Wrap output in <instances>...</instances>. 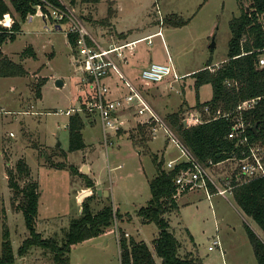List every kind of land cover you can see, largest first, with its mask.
I'll return each mask as SVG.
<instances>
[{
	"label": "rangeland",
	"instance_id": "374dc122",
	"mask_svg": "<svg viewBox=\"0 0 264 264\" xmlns=\"http://www.w3.org/2000/svg\"><path fill=\"white\" fill-rule=\"evenodd\" d=\"M61 1L72 7L75 13L83 18L85 24L97 30L110 27L113 15L110 8L116 10L119 6L121 9L119 3L122 0ZM125 1L124 16L120 21L136 20L141 25V22L146 23L147 20H151V23L144 27L157 28L160 25L167 32L165 36L168 46H165L162 36H155L151 39V52H146L143 58L148 60L149 56L156 54L160 58L167 59L169 51L181 63L180 71L199 67L209 62L210 59H213L211 60L213 62L208 66L217 67L228 59L229 40L232 35L229 21L233 16L240 15L245 6L250 3V0H168L167 2L171 1L174 9H170V5L166 3L165 10L174 12L165 13L162 0ZM158 6L164 14L163 20H161ZM166 15H169L172 21L179 17H190V19L182 25H171ZM11 16L13 20L15 16L20 19L18 12H15V16L13 14ZM29 17L22 21V29L17 32L20 34L19 37L4 43V50L15 55L20 63L26 57L29 58L26 60L28 62L25 61L22 64L26 67L24 64L26 63L31 72L25 77L0 75V255L5 221L10 227L16 250L29 235L24 212L17 206L19 198L15 199V203L12 202L13 190L9 185L7 174L9 168L16 169L17 160L21 156H26L32 169V175L39 183L37 228L43 236L62 242L71 218L82 214L81 202L88 196L84 195L85 190H92V193H95L91 200L94 211L113 201L115 202V204L113 202V207L115 209L117 205L118 211L119 207L121 210H134V208L139 209L140 206L147 204L151 197L147 175L152 174V170L156 167L152 152H149L151 138L154 137L156 141L153 149L157 150L161 156L165 149L167 158L176 157L181 152L163 129L159 131V136H154L147 123V126L136 124L132 128L129 126L119 131L120 135L132 138L134 143L131 139L125 138V141H118L111 136L112 141L108 146L104 143L101 121L99 120L94 126L87 125L85 136L90 144L88 146L90 155L95 158L94 165L100 175L101 184L108 185L110 189V195L106 199L102 198L103 202L97 201L96 198L100 196H97L96 187L87 185L85 175L80 172L72 173L68 165L56 164L57 161H64L67 164L80 162L86 152L85 149L68 150L69 115L61 111L76 104L75 97L80 91L77 78L82 71L78 62L79 54L74 52L73 46L68 42V23L61 22V28L57 29L59 20L53 15L44 18L41 13H35L33 18ZM214 34L216 43L211 45ZM33 41L40 53L38 59H33L27 49L32 46ZM2 46L0 51L4 53ZM32 47L34 49V46ZM147 53L151 54L147 55ZM214 61L218 62L214 63ZM57 78H63L65 83L57 85ZM173 78L174 75L171 73L163 80L144 82L147 88V90L143 89L144 92L146 90L147 93H145L165 119L169 112H165L162 107L165 101H160L159 94L156 93L160 88L159 83H175L173 87H170L169 110L181 109L183 117L193 110H201L197 102L211 99L213 96L211 82H205L196 87L195 75L178 77L175 78L176 81H173ZM141 79L137 78L135 83H143ZM11 83H15L16 87L13 88ZM39 83H42L41 96L36 94ZM85 119L94 122L96 117L94 113H90L85 115ZM135 144L145 152L139 155ZM63 150L67 151V155L63 153ZM43 151L48 153L47 157ZM10 159L13 160L12 165L8 164ZM238 162L237 159H229L222 170L218 168L215 172L210 166L209 172L215 181L221 184L224 178L220 174L233 175L239 169ZM218 170L220 174H217ZM83 172L86 174L89 172L88 166H85ZM21 183L24 182L21 181ZM188 192V195L192 194L195 197V201L189 206L182 207V211L180 209L178 212V207L167 212V217L172 223V230L181 241V252H189L188 247L193 248L190 245L192 240L190 232L184 226L185 223L181 221L185 218L195 230L206 229L205 233L210 236L218 232L221 239L226 236L235 244L227 245L229 249L225 254L221 245L210 247L208 242L213 237L206 236L200 245L205 264H258L253 245L248 240L247 226H250L263 240L264 230L238 204L233 191L227 190L226 195L216 193L211 197H208L203 188L191 189ZM184 199L185 195L180 198L181 202H184ZM116 211L110 230L73 246L70 253L71 264H122L120 243L116 234L117 224L120 235L129 231L128 237L144 239L155 251L153 239L159 233L158 224L151 221L142 225L138 222L140 220L138 218V221L128 223V230H126L121 220L131 219L128 215H117ZM216 216L224 218L218 231L215 225ZM234 227L235 232L232 230ZM157 258L158 263L162 264L161 257ZM13 264H56V262L51 250L34 245L24 255H18Z\"/></svg>",
	"mask_w": 264,
	"mask_h": 264
},
{
	"label": "trees",
	"instance_id": "16d2710c",
	"mask_svg": "<svg viewBox=\"0 0 264 264\" xmlns=\"http://www.w3.org/2000/svg\"><path fill=\"white\" fill-rule=\"evenodd\" d=\"M47 1L63 6L61 0H0V20L7 14L15 16V12H18L20 15V19L14 17L10 27L0 23V47L4 42L17 38V32L22 29V21L31 14L41 13L45 18L49 15L52 16ZM71 1L75 2L76 0ZM82 1L97 2L99 0ZM262 12H264V0H250L249 5L245 6L242 13L233 16L229 21L232 35L229 40L228 59L213 69L208 66L212 63L209 61L205 67L192 73L196 76V87L205 82H211L213 87L211 99L197 102V106L202 111L203 107L208 104L212 111L221 108L225 111H233V113L190 125L184 123L185 116H182L181 109L167 114V121L175 128L192 153L208 165L210 160L219 162L235 154L242 155L237 139L229 137L228 132L233 123L235 108L244 99L259 97L256 103L252 107L244 109L242 114L250 122L247 132L251 139L260 141L264 145V66H260L258 63L260 49L264 47V27L260 19ZM189 19L190 17H179L172 21L171 17L167 16V21L175 25H182ZM67 38L76 53V34L69 32ZM27 49L32 56L36 57L32 46ZM0 56V75H25L28 73L22 63L16 62L2 51H0ZM41 85L42 83H39L36 88L38 96L42 95ZM88 114L90 112H74L69 115L67 123L69 151L86 148L83 128L86 123L85 115ZM63 153L67 155L66 150H63ZM153 159L156 164V174L150 180L151 197L147 204L137 209V212L142 217V221H154L160 228L159 233L153 239L156 255L161 257L162 264H201V257L198 254L181 252V241L172 230L166 215L168 211L179 207L174 179L185 163H179L174 168L167 169L163 157L154 153ZM56 164L68 165L72 173L80 172L85 175L88 186H95V182L85 172L79 171V167L75 163L67 164L64 161H57ZM7 174L9 185L13 190L12 202L15 203V199L19 198L17 206L24 212L29 235L16 250L10 227L5 221L3 223L0 264H13L18 255H24L34 245L51 250L56 264H71L70 253L74 245L110 230L116 211L113 202L106 203L99 210L94 211L91 200L95 193H92L81 202L82 214L71 218L62 242L52 237L43 236L37 228L36 221L39 212V183L32 175V169L26 156H21L17 160L16 169L9 168ZM21 181L24 183L22 184ZM232 182L234 184L232 191L238 204L264 230V175L239 182L234 174ZM116 213L120 215L118 210ZM247 233L258 264H264V240L250 226H247ZM119 243L122 264H159L155 253L144 239L128 237L125 232L124 235H120Z\"/></svg>",
	"mask_w": 264,
	"mask_h": 264
},
{
	"label": "built area",
	"instance_id": "2783aa9c",
	"mask_svg": "<svg viewBox=\"0 0 264 264\" xmlns=\"http://www.w3.org/2000/svg\"><path fill=\"white\" fill-rule=\"evenodd\" d=\"M47 4L51 15L57 18L59 23H68L67 31L76 34L77 52L79 54L78 61L82 70L83 82L80 84V89L83 91L85 97L82 98L83 101L81 104L73 105L66 110H61L62 112L69 115L74 112L97 113L102 125L104 143L108 146L112 141V131L118 128L119 118L117 116V111L119 109V101L107 96L110 92V86L104 78L111 70H115L123 79L124 84L128 89L125 94V100L134 105V109L139 115L145 117L144 122L149 124L153 135L157 136L159 131L163 129L168 138L174 141L177 147L180 148L181 152L177 157L170 158L166 161L167 169H172L179 163H185L175 175L174 179L177 197L188 190L198 188L206 190L208 197H211L215 192L226 195L227 190L232 191L233 189L234 184L232 179L234 174L239 182L246 181L252 177L264 175V145L260 141L251 139L247 132L250 122L247 121L242 114L243 110L252 107L259 97L244 99L240 101L235 108L233 123L228 132V136L237 139L242 155L238 156L235 154L234 156L225 159H237L239 161V169L234 172L233 175H225L223 179L224 181L219 184L209 172L210 166L217 162L210 160V164L208 165L196 157L180 138L175 128L155 108L144 90L121 70L116 59L112 55V53L117 51L120 46H101L85 24L83 18L77 15L74 9L64 2L63 6L54 5L48 1ZM159 6L161 20H163L164 14H162ZM33 15L34 14H31L30 17ZM8 16L10 18L9 23L6 21ZM260 16L264 27V12H262ZM12 22L13 18L10 14H7L0 20V23L9 27ZM159 32L161 33L162 31L160 30ZM121 56H124V54H121ZM258 63L260 66H264V47L260 49ZM213 68L214 67H212V69ZM171 73H173L174 78L181 77L176 70L172 56L169 55L167 62L152 61L145 66L141 71V78L144 82H156L163 80ZM203 111H205V113H203ZM203 111L199 109L191 111V113L185 117L184 121H187V125H190L217 118L221 115H229L233 113V111H225L221 108L212 111L208 104L203 107ZM118 229L119 226L117 224L116 234L118 241H120V233ZM126 234L129 235V232L126 231ZM220 244L219 239H214L210 247Z\"/></svg>",
	"mask_w": 264,
	"mask_h": 264
},
{
	"label": "crops",
	"instance_id": "0c3cea01",
	"mask_svg": "<svg viewBox=\"0 0 264 264\" xmlns=\"http://www.w3.org/2000/svg\"><path fill=\"white\" fill-rule=\"evenodd\" d=\"M167 1L168 0H162L161 1L163 10L165 11V13L174 12V11H166L165 10L166 9L165 8V4L166 3H168L170 5V9H174V6H171L172 5L171 1H169V2H167ZM125 4H126V1L122 0L121 3H119V5H121L120 6L121 9H119V6L117 7L116 10L115 9L112 10V8H110L111 11H113V15L111 17V24H110L109 28L102 27V28H99V29L96 30V29H93L92 27L88 26L87 24L86 25L89 28V30L93 33V35L96 37V39L98 40V42L100 43L101 46H103V47H109L111 45L120 46V48L117 51H114L112 53V55L116 59L118 65L121 68V70L131 80H133L135 82V80L137 78H141L140 76H141L142 69L145 66H147L148 64H150L152 61L167 62L168 59H169V55L172 56L173 62L176 65L178 73L181 75V77L182 76H184V77L191 76V75H193L192 74L193 72L197 71L200 68L205 67L204 65H207L208 62H206V64H203V65H201L199 67L191 68L189 70L187 69V70L180 71V68L182 66L181 63H179V61L176 60L175 56L173 54H171L169 51L167 53V59H165V57L164 58H160V56H157L156 54H154V55L149 56L148 60L147 59L145 60L143 58V56L146 54V52H151L150 43L152 42L151 39L153 37L159 36V35L162 36L163 37L162 39H163V42H164L165 46L166 47L168 46L167 45L166 36H165V35H167V32L164 29V27L162 28V26H160V25L157 26L156 24H154V25L157 26V28H151V27L150 28H146V27H144V26L150 24L151 20L150 21L147 20L146 23L141 22V25H143V26L138 24V22L136 20L135 21L132 20L131 22H129V21H120V19L124 16L123 11L125 9L124 8ZM166 16H169V15H166ZM29 18L31 19V18H33V16L29 17ZM8 19H10V18H8ZM46 23H47V21H46ZM171 25H175V24H173L171 22ZM59 28H61V25H60V23H57V29H59ZM160 30L162 31L161 33L159 32ZM19 35L20 34H17V38L19 37ZM4 43H3V46H2L3 50H4ZM52 44H54L53 46H55V43L52 42ZM32 46H34V51L36 52V57H37V58L36 57L34 58V56H33L32 58L33 59H38L39 56H40V53L38 51V48L34 44V41H33ZM4 53L7 54L9 57H11L16 62H20V61H18V59H16V56L13 55L12 53H9V51L4 50ZM121 54H124V56H121ZM149 54H151V53H147V55H149ZM27 59H29V58L26 57L22 61V63L25 62ZM211 60H213V59H210V61ZM26 62H28V61H26ZM215 62H218V61H214V63ZM24 64L26 66L25 68L28 70L27 74H29V72H31V70H30L29 67H27L26 63H24ZM27 74H25V75H27ZM25 75H22V76L21 75H9L8 77H19V76L25 77ZM104 80L110 86V92L107 94V96L110 97V98L117 99L119 101V109L117 111V116L119 118L118 128L116 130L112 131L111 135L114 136V138H116L118 141H120V140L125 141V138H127L128 140L131 139V141H133V143H134V140L132 138L126 137V136H124L122 134L120 135L119 131H121V129L129 128V126H130V128H132L136 124H142V125L147 126L146 123L144 122V118L145 117L142 116V115H139L135 111L134 105L130 104L129 102H127L125 100V94L127 93L128 89L125 86L123 79L120 77V75L115 70H111L110 73L104 78ZM77 81L79 82V85L81 84V82H83L82 81V72L78 75ZM173 81H176V79L173 78ZM142 82L143 83H136V84H138L142 89H146L147 90V88H145V86H144V81L143 80H142ZM64 83H65V81H64ZM11 85H12L13 88L16 87L15 83H11ZM158 85L160 86V88H159V91L156 92V93L159 94L160 101L161 100L165 101L162 107H164L165 112H172L175 109H170L169 110V104L170 103H168L169 102L168 100L171 99V97L169 96L170 95L169 93L171 92L170 87H173L175 85V83H159ZM146 90H145V92H146ZM177 90L178 89L176 88V91ZM83 94H84L83 91L80 89L79 93H77L76 97H75V100H76V104L75 105H79V104L82 103V101H83L82 98L85 97ZM146 95L148 97V94H146ZM149 100H150V98H149ZM94 114H95V117H96L94 122H91V120L86 119L85 120L86 123H85V126L83 128L84 139H85V141L87 143L86 148H84L86 150L85 156L80 162H74V163L79 167V171H84L85 166H88L89 172L87 173V175L95 182L96 193H97V189L98 188L108 189L109 192H110V189H109L108 185H102L101 184L100 175L98 174V171L96 170L95 165H94L95 158H93V155H90V150L88 148V146L90 144L86 140V136H85V130H86L87 125L94 126L100 120L98 114L97 113H94ZM155 142L156 141H155L154 137L149 140V147H150L149 152H152V155L154 153H157L160 157L165 158V161H167L170 158H174V157L167 158L165 156L166 149L164 150V152H162L163 156H161L157 152V150L153 149ZM167 142H168V140H167ZM135 146H136V144H135ZM137 149L139 150L138 151L139 155L142 154V152H145L140 147H137ZM116 153L118 154L117 150H116ZM226 161L227 160H221V161L217 162L216 164H213L211 166L212 168H214L213 171L216 172V170L218 168H220L222 170ZM9 163L12 165L13 164V160L10 159L8 161V164ZM154 164H155V161H154ZM155 166H156V164H155ZM4 168L6 170V165H5ZM145 173H146V175L148 174L146 171H145ZM155 174H156V167H155L154 170H152V174H148L147 175V182L149 184H150V180L154 177ZM217 174H220L219 170H218ZM225 175L227 176L229 174L225 173ZM225 175H223L222 173L220 174V176L222 178H224ZM89 187H92V186H89ZM92 192L93 191L91 190V193ZM216 193L217 192H215L213 195H215ZM188 194H189V192L188 193L184 192V193L180 194L177 197V202H178V206H179L178 212L180 211V209H181V211L183 210L182 207L189 206L191 202L195 201V197L192 194H190V195H188ZM109 195H110V193H109ZM183 195H185V199H184V202H181L180 198H182ZM97 196H100V198H98V197L96 198L97 201L100 200V202H103V200L106 199V197H108V195H106V194H102L103 197H101V195L100 194L98 195V193H97ZM102 198H104V199H102ZM114 204H115V202H114ZM115 206H116L115 209L118 210L117 209V205H115ZM137 208H134V210H129V209L128 210H121V208L119 207L120 214L121 215H128V217L131 219V220H121V223H122L124 229L128 230V228H127L128 223H130L131 221H135V220L138 221V218H140V220L138 221L140 224L143 225V224L148 223V222H144V221L141 220V216L138 214ZM223 220H224V218L221 217V216H216L215 217V225H216V230L217 231H218V228L221 227V225L223 223ZM169 221H170V219H169ZM181 221H183L185 223L184 224V223L181 222L189 230L190 235L192 237L191 238L192 240L190 239L191 240L190 241V243H191L190 245H192L193 248L188 247L189 252L197 253L201 257V264H205V261L203 260V256L201 254L202 250L200 248V245L204 242L206 236H208L209 238L213 237V239H209L208 245H211V243H212V241L214 239H219L220 243H221L220 245L222 246L223 252L225 254H227V250L229 249V247H227V245H235L230 240H228V237H226V236L223 237V239H221V237L219 236L218 232L213 233L212 236H210V235H208V233H205L206 229H204L202 231H199V230H195V228H192L190 226L189 221L187 222V220H185V218H184V220L182 218ZM170 224H171V227H172V223L171 222H170ZM232 230H233V232H235L236 228L234 227V229H232ZM129 234H130V232H129ZM202 236H204V237L202 238ZM248 240H249V242H251L249 237H248ZM153 252H155V251L153 250ZM155 256H156V260L158 262V258H157L158 256L156 255V253H155Z\"/></svg>",
	"mask_w": 264,
	"mask_h": 264
},
{
	"label": "water",
	"instance_id": "95a60500",
	"mask_svg": "<svg viewBox=\"0 0 264 264\" xmlns=\"http://www.w3.org/2000/svg\"><path fill=\"white\" fill-rule=\"evenodd\" d=\"M215 43H216V40H215V34H214L213 35V41H212L211 45H214ZM0 49H1V47H0ZM56 84L57 85H63L64 84V79L63 78H57ZM184 123L187 125V121H184ZM254 128H255V126H254ZM47 156H48V154H46V157ZM52 162H53V164H55L54 161H52ZM90 193H91V191L90 190H87V191H85L84 195L86 196V195H89ZM97 193H99L100 195H102V194L109 195L110 192H109L108 189L98 188L97 189Z\"/></svg>",
	"mask_w": 264,
	"mask_h": 264
},
{
	"label": "bare ground",
	"instance_id": "6f19581e",
	"mask_svg": "<svg viewBox=\"0 0 264 264\" xmlns=\"http://www.w3.org/2000/svg\"><path fill=\"white\" fill-rule=\"evenodd\" d=\"M7 18H9V17H7ZM7 23H9V20H8V22Z\"/></svg>",
	"mask_w": 264,
	"mask_h": 264
}]
</instances>
